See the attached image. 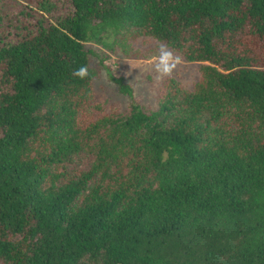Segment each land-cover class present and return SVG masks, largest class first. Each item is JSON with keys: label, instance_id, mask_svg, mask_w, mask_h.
<instances>
[{"label": "trees", "instance_id": "1", "mask_svg": "<svg viewBox=\"0 0 264 264\" xmlns=\"http://www.w3.org/2000/svg\"><path fill=\"white\" fill-rule=\"evenodd\" d=\"M67 1L0 41V264H264V0ZM149 40L200 81L166 78L149 111L102 59L132 99L108 109L89 44Z\"/></svg>", "mask_w": 264, "mask_h": 264}, {"label": "rangeland", "instance_id": "2", "mask_svg": "<svg viewBox=\"0 0 264 264\" xmlns=\"http://www.w3.org/2000/svg\"><path fill=\"white\" fill-rule=\"evenodd\" d=\"M69 9L70 4L67 0H0V41L1 43H14L26 34L25 27L32 28L38 20H42L41 17L45 18L47 23L55 22ZM159 44L156 40L140 41V45L137 46L148 55L141 60H131L125 56L116 58L108 48L95 43L89 44L97 54L93 57V66H100L101 70L99 79L95 82V90L105 107L108 109L117 108L121 112H125L132 100L121 94L116 81L109 76L100 63L102 59H115L117 64L114 66V75L116 78L122 76L125 83L132 86L133 99L149 111L158 109L159 92L166 78L162 82H158L155 79L156 73L146 61L157 55ZM201 67L202 64L198 62H184L173 77L183 83L187 89H193L200 81ZM90 164V159H78L70 169L72 171L86 170Z\"/></svg>", "mask_w": 264, "mask_h": 264}, {"label": "clouds", "instance_id": "3", "mask_svg": "<svg viewBox=\"0 0 264 264\" xmlns=\"http://www.w3.org/2000/svg\"><path fill=\"white\" fill-rule=\"evenodd\" d=\"M125 62L128 63L127 61ZM105 63L107 64L108 61ZM146 63L156 73L155 79L158 82H162L165 78H172L178 68L184 63V60L182 56L175 54L166 44L161 42L157 47V55L151 57ZM72 74L79 80H89L90 82L95 80V76L89 72L87 65L79 66ZM89 95H91V92H89Z\"/></svg>", "mask_w": 264, "mask_h": 264}]
</instances>
